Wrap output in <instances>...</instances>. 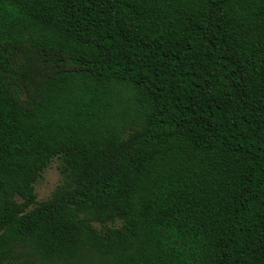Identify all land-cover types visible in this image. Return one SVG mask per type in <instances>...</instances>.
<instances>
[{"label": "trees", "instance_id": "trees-1", "mask_svg": "<svg viewBox=\"0 0 264 264\" xmlns=\"http://www.w3.org/2000/svg\"><path fill=\"white\" fill-rule=\"evenodd\" d=\"M19 261L264 264V0H0V264Z\"/></svg>", "mask_w": 264, "mask_h": 264}, {"label": "rangeland", "instance_id": "rangeland-1", "mask_svg": "<svg viewBox=\"0 0 264 264\" xmlns=\"http://www.w3.org/2000/svg\"><path fill=\"white\" fill-rule=\"evenodd\" d=\"M58 165V159L53 158L34 183V191L38 201L47 199L55 187L61 183L62 179ZM16 264L23 263L19 261Z\"/></svg>", "mask_w": 264, "mask_h": 264}]
</instances>
